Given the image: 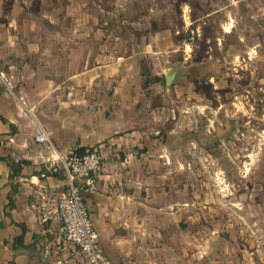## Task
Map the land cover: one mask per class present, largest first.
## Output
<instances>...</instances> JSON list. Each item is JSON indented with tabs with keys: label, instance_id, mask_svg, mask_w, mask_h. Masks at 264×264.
I'll return each instance as SVG.
<instances>
[{
	"label": "crops",
	"instance_id": "crops-1",
	"mask_svg": "<svg viewBox=\"0 0 264 264\" xmlns=\"http://www.w3.org/2000/svg\"><path fill=\"white\" fill-rule=\"evenodd\" d=\"M68 5L0 0V264H86L58 239L54 211L65 189L59 155L90 147L102 158L84 197L105 264H213L192 203L164 171L185 83L202 63L192 43L156 19L129 35L97 22L87 32L84 14L72 32L37 31L40 15L61 23ZM41 127L56 151L35 141Z\"/></svg>",
	"mask_w": 264,
	"mask_h": 264
},
{
	"label": "rangeland",
	"instance_id": "rangeland-1",
	"mask_svg": "<svg viewBox=\"0 0 264 264\" xmlns=\"http://www.w3.org/2000/svg\"><path fill=\"white\" fill-rule=\"evenodd\" d=\"M67 1L61 23L39 16V33L72 32L83 14L87 32L97 22L103 33L129 35L149 19L185 38L197 29L202 63L184 86L165 176L192 203L191 226L213 243V264H264V0Z\"/></svg>",
	"mask_w": 264,
	"mask_h": 264
},
{
	"label": "built area",
	"instance_id": "built-area-1",
	"mask_svg": "<svg viewBox=\"0 0 264 264\" xmlns=\"http://www.w3.org/2000/svg\"><path fill=\"white\" fill-rule=\"evenodd\" d=\"M186 41L193 43L197 29L188 28ZM0 79L8 85L3 73ZM35 141L43 143L56 151L46 130L41 129L34 136ZM63 171V193L55 200L54 213L60 221L58 239L64 246L75 248L86 264H105L106 256L101 245L99 233L90 216L84 193L97 188V177L101 166V154L97 147L83 151L71 150L59 155Z\"/></svg>",
	"mask_w": 264,
	"mask_h": 264
},
{
	"label": "water",
	"instance_id": "water-1",
	"mask_svg": "<svg viewBox=\"0 0 264 264\" xmlns=\"http://www.w3.org/2000/svg\"><path fill=\"white\" fill-rule=\"evenodd\" d=\"M173 75H174L173 73H170V74L166 75V79H167V82L168 83H171L172 82Z\"/></svg>",
	"mask_w": 264,
	"mask_h": 264
},
{
	"label": "trees",
	"instance_id": "trees-1",
	"mask_svg": "<svg viewBox=\"0 0 264 264\" xmlns=\"http://www.w3.org/2000/svg\"><path fill=\"white\" fill-rule=\"evenodd\" d=\"M0 158H3V157L0 156ZM13 166H14V162H13ZM11 198H12V196H10V197L8 198V199L10 200L9 202H12L13 199H11Z\"/></svg>",
	"mask_w": 264,
	"mask_h": 264
},
{
	"label": "bare ground",
	"instance_id": "bare-ground-1",
	"mask_svg": "<svg viewBox=\"0 0 264 264\" xmlns=\"http://www.w3.org/2000/svg\"><path fill=\"white\" fill-rule=\"evenodd\" d=\"M225 123H226V121H225ZM227 123H228V122H227ZM222 129H223V127H222ZM224 130H225V129H224ZM224 130H223V131H224ZM219 132H220V131H219Z\"/></svg>",
	"mask_w": 264,
	"mask_h": 264
}]
</instances>
